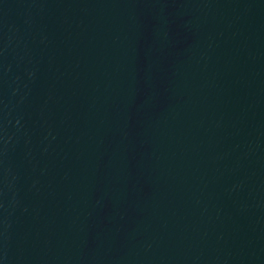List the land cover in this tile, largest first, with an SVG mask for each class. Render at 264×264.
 <instances>
[{
	"label": "water",
	"instance_id": "obj_1",
	"mask_svg": "<svg viewBox=\"0 0 264 264\" xmlns=\"http://www.w3.org/2000/svg\"><path fill=\"white\" fill-rule=\"evenodd\" d=\"M0 264H264V0H0Z\"/></svg>",
	"mask_w": 264,
	"mask_h": 264
}]
</instances>
